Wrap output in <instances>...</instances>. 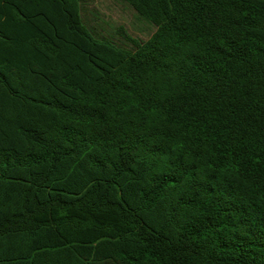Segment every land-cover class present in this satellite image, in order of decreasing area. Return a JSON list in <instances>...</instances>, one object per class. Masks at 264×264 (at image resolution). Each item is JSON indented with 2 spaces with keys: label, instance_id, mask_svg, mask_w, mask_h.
<instances>
[{
  "label": "trees",
  "instance_id": "trees-1",
  "mask_svg": "<svg viewBox=\"0 0 264 264\" xmlns=\"http://www.w3.org/2000/svg\"><path fill=\"white\" fill-rule=\"evenodd\" d=\"M0 0V264H264V0Z\"/></svg>",
  "mask_w": 264,
  "mask_h": 264
},
{
  "label": "rangeland",
  "instance_id": "rangeland-1",
  "mask_svg": "<svg viewBox=\"0 0 264 264\" xmlns=\"http://www.w3.org/2000/svg\"><path fill=\"white\" fill-rule=\"evenodd\" d=\"M84 21L99 36L107 38L122 48L133 50L135 47L120 31L136 40L146 41L155 28L139 18L135 11L121 0H82Z\"/></svg>",
  "mask_w": 264,
  "mask_h": 264
}]
</instances>
